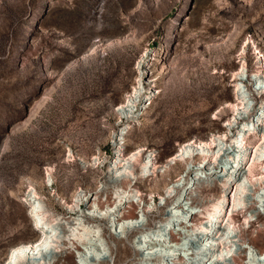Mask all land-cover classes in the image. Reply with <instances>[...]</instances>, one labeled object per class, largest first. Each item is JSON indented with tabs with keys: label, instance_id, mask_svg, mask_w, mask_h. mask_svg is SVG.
<instances>
[{
	"label": "rangeland",
	"instance_id": "1",
	"mask_svg": "<svg viewBox=\"0 0 264 264\" xmlns=\"http://www.w3.org/2000/svg\"><path fill=\"white\" fill-rule=\"evenodd\" d=\"M245 46L247 68L241 78L250 111L239 121L250 119L264 99L255 78L258 60L264 62V0H0V263L13 246L38 238L25 201L34 179L49 216L69 222L80 218L96 231L92 249L100 257L94 251L85 261L86 252L74 245L63 264H126L130 260L129 264H136L140 261L136 250L144 256L153 254L149 264H200L197 226L207 221V209L223 194L225 182L218 175L228 173L235 150L223 153L218 169L211 172L197 170L192 163L188 176L185 168L175 165L163 173L180 144L208 141L233 122L235 113L228 102H237L233 73L242 66ZM142 60L148 71L165 63L168 69L160 81L146 84L141 102L146 110H140L125 131V152L142 146L143 158L153 153L158 169L136 183L143 192L140 204L135 199L132 209L126 203L111 213L116 219L133 213L138 226L114 228L108 221L110 214L88 216V208L116 152L114 134L125 128L127 120L117 109L131 90ZM236 133L233 127L231 135ZM99 153L98 165L84 164V158L92 162ZM248 159L242 167L245 173ZM196 172L206 173L208 180L203 178L198 186ZM49 174L52 182H47ZM182 176L185 194L178 192L177 206L173 195L165 203L162 185ZM157 184L160 195L156 193L151 201L149 191ZM81 190L93 197L82 209L73 210L74 193ZM191 195L200 215L176 216V210L189 209L191 204L180 201ZM254 196H259V220L250 216L254 207L250 202L249 211L236 212L235 246L215 264H237L239 255L246 257L239 264H264L257 260L261 252L243 242L245 237L258 236L264 249V189ZM105 201L104 197V211ZM168 216L172 218L169 226L164 225ZM155 226L156 234L142 233ZM195 226L185 246L186 231ZM139 227L144 229L138 231ZM185 247L191 251L187 253ZM171 249L176 255L166 253L164 262L154 261L162 250ZM52 256L49 250L39 260Z\"/></svg>",
	"mask_w": 264,
	"mask_h": 264
},
{
	"label": "bare ground",
	"instance_id": "2",
	"mask_svg": "<svg viewBox=\"0 0 264 264\" xmlns=\"http://www.w3.org/2000/svg\"><path fill=\"white\" fill-rule=\"evenodd\" d=\"M246 46L241 52L242 66L237 72L233 73L237 102H228V106L235 113L233 122L226 124V129L213 134L211 139L208 141L200 140L197 142L190 140L186 143L180 144L178 150L170 157V160L166 164L163 173L167 174L173 168L172 165H175L185 168L187 172L185 176H188L192 170L190 167L192 163L198 166L197 170H201L202 172H211L214 168L215 170L218 169L217 162L223 153L227 152L229 148H234L235 150L228 169V173L225 175H218V177H222V184L225 182L224 192L221 194L222 196H218L212 203L210 209H207V221L204 224H201V226L196 225L199 227V232L195 234V243L198 249L197 255H199L201 259L200 264H215V262L218 263L223 260L225 256L231 254L233 247L235 246V240L232 234L237 229V220L234 217L236 212H240L244 209L249 211V207L247 209V206L250 202L252 205H254V207H252L250 216L257 217V220H259L261 214L260 210H258L256 207L259 202V196L255 197L254 195L257 194L261 189H264V99H262L261 105L254 112V114L250 115L251 118L249 116L250 119H242V121H239L242 118L243 113L248 114L247 112L250 111V105L247 99L248 90H245L246 86L243 83V78H241L247 68V62L244 57L246 53ZM255 53H260L257 51L256 47ZM258 61V70L255 71L256 84L261 86L262 93L264 94V62L261 59ZM143 63L144 60L140 61L136 80L131 90L127 93L125 99L118 106L117 110L119 111V114L124 116V119H126L127 122L125 128L122 129V132H117L114 134L113 142L116 152L108 165V170L105 175L106 179L103 185H100L101 187L96 191L92 203L93 205L88 208V211L90 212L88 216L92 215L101 218L104 217V215L110 214L107 216L108 221L114 228L118 225L121 227L126 225V227L130 226L132 228L138 226V217L133 213H129L128 217L124 216L125 214L120 215L117 217V219L112 217L111 213L115 212V209L126 203H128V207L132 209L135 199H137L140 204V202L143 200V192L137 186H135L136 183L144 176L154 174L158 169L157 157L151 153L150 155L143 158L145 148H142V146L135 147L131 152H125L127 147L126 145H128V139L125 137L124 133L131 127L132 122L135 121L137 115L140 114V110H146L145 106H141V102L146 97V90L148 89L146 84L148 82L157 83L160 81L163 77V74L168 69V66L165 63L162 66L156 67L155 70L150 69L148 71L145 69ZM154 95H156V93ZM47 98L48 96H46L39 105L44 104ZM233 127L237 128V133L231 135ZM248 138L256 141L251 143L249 142ZM247 157L249 159L251 158V162L249 165L246 163L247 166H245L246 168L248 167V172L246 171L245 173L242 167L244 165V160ZM83 161L87 167L96 166L101 162V153L93 158L92 162L91 160L89 161L85 158ZM207 166L211 167L209 168ZM50 170L48 169L49 172ZM216 172L217 171H214V173ZM206 176V173L202 175L196 172L193 176L195 178L194 182L197 181L196 184L199 186L201 185V182H203V178L204 180H208ZM183 177L184 176L170 185H162V190H164L165 195H162L161 199L165 200V203L167 199L173 195L174 201L172 203L173 205L177 206L178 203H176V199L178 192L179 195L182 193V191H184L183 194H185V190L187 189L184 183L180 184ZM227 180L228 182H226ZM52 181L53 177L51 174H49L47 182ZM133 182H135V184H133ZM30 185L31 189L28 191L25 201L29 203L30 215L36 228L39 230L38 238L32 242L20 243L13 246L5 260L0 264H63L62 262L69 255L70 247L74 245L75 249H82L86 252L84 255H82L85 261H88L90 253L94 251L96 255L100 257L101 253L97 252L95 249H92L94 240L92 237L96 231L90 226L83 224L80 218H76L72 222H69L59 216L55 218L53 216H49V209L47 208L46 202L37 189V182L34 179H30ZM229 188L230 193L227 195ZM251 188H254L253 193L251 194L252 199H250L251 201H248L246 196H249L248 193L249 190H252ZM156 193L160 195L158 184L149 191L151 201L154 200ZM87 194L88 193H83L82 190L74 193V204L71 205V209H82V204L84 202H89L93 197V195ZM104 197L106 198V211H104L105 209L102 207V200ZM183 200H186L189 205H191L189 206L188 210H185L184 208H182V210H176V216L180 215L181 218L186 219L188 217L191 218L196 213H201L200 211L195 210L196 206L192 205L194 203V197L192 195L188 196L186 199L183 198L180 203ZM175 206L173 208H175ZM183 210H185V212H183ZM102 212L104 213L102 214ZM84 216H86V214ZM248 219L249 218L246 217L245 222L253 227V222ZM165 220L167 221L164 225L169 226L171 224L172 218L168 216ZM165 220H160V222L164 223ZM181 222V225H183L186 221L183 220ZM196 226L187 229L186 235L184 236L186 240L185 246L188 245L187 236L191 235L195 228H197ZM136 229L139 231L143 230L144 228L139 227ZM157 232H159L158 226L151 228L149 227L142 231V233L152 235L156 234ZM263 233L264 230L261 232V234ZM179 235L182 236V233ZM242 237V234H240V238ZM243 242L248 244L250 247L259 250L261 253H259V258L257 260L258 262H264V249L260 246V239L258 236L249 237L248 239L245 237ZM120 243L125 244L124 239H120ZM153 247L154 246H151L150 248L152 249ZM117 248L118 247L116 244V250H118ZM185 248L186 249L184 250L187 253L191 251H189L191 247ZM49 250H53V256L49 259L44 258L39 260V258ZM135 252L136 256L140 259V261L136 262V264H149V262L153 263V254L149 253L147 254V257L144 256L143 253L140 254L138 250ZM166 253L176 255L175 250H162L161 254H159L161 259H155L154 261L157 262L160 260L164 262L166 260ZM244 253L246 254V251H244ZM238 258L239 260L237 264L241 262V259H245L246 257L244 256L243 258L241 255H239ZM175 259L178 260V258ZM130 262L131 260L126 264H129ZM102 263H105V261H102Z\"/></svg>",
	"mask_w": 264,
	"mask_h": 264
},
{
	"label": "water",
	"instance_id": "3",
	"mask_svg": "<svg viewBox=\"0 0 264 264\" xmlns=\"http://www.w3.org/2000/svg\"><path fill=\"white\" fill-rule=\"evenodd\" d=\"M200 237H202V236H200Z\"/></svg>",
	"mask_w": 264,
	"mask_h": 264
}]
</instances>
